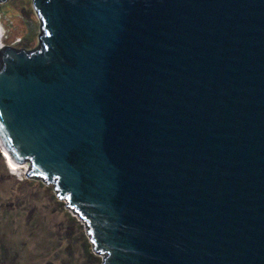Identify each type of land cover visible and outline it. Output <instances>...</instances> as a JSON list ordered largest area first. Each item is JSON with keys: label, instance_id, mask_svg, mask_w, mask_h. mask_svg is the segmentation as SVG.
<instances>
[{"label": "water", "instance_id": "1", "mask_svg": "<svg viewBox=\"0 0 264 264\" xmlns=\"http://www.w3.org/2000/svg\"><path fill=\"white\" fill-rule=\"evenodd\" d=\"M30 2L36 47L0 48L9 173L101 264H264V0Z\"/></svg>", "mask_w": 264, "mask_h": 264}, {"label": "rangeland", "instance_id": "2", "mask_svg": "<svg viewBox=\"0 0 264 264\" xmlns=\"http://www.w3.org/2000/svg\"><path fill=\"white\" fill-rule=\"evenodd\" d=\"M0 22V46L36 47L39 22L30 0L0 2ZM24 164V178H16L0 152V264H101L53 185L27 178Z\"/></svg>", "mask_w": 264, "mask_h": 264}, {"label": "bare ground", "instance_id": "3", "mask_svg": "<svg viewBox=\"0 0 264 264\" xmlns=\"http://www.w3.org/2000/svg\"><path fill=\"white\" fill-rule=\"evenodd\" d=\"M1 38H2V33L0 32V41H1ZM4 46L7 47V46H9V45H2V46H0V48H1V47H4ZM9 47H11V46H9ZM26 163H27V162H26ZM23 164H24V162H22V163H21V162L18 163V165H23ZM24 165H25V164H24ZM27 166H28V163H27ZM27 166H26V168H27Z\"/></svg>", "mask_w": 264, "mask_h": 264}, {"label": "clouds", "instance_id": "4", "mask_svg": "<svg viewBox=\"0 0 264 264\" xmlns=\"http://www.w3.org/2000/svg\"><path fill=\"white\" fill-rule=\"evenodd\" d=\"M1 30H2V31H5L3 25H2L1 22H0V32H1Z\"/></svg>", "mask_w": 264, "mask_h": 264}]
</instances>
